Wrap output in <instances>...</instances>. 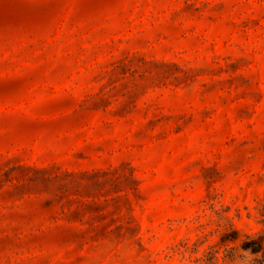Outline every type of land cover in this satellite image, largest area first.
<instances>
[{"label": "rangeland", "instance_id": "obj_1", "mask_svg": "<svg viewBox=\"0 0 264 264\" xmlns=\"http://www.w3.org/2000/svg\"><path fill=\"white\" fill-rule=\"evenodd\" d=\"M264 264V0H0V264Z\"/></svg>", "mask_w": 264, "mask_h": 264}, {"label": "clouds", "instance_id": "obj_2", "mask_svg": "<svg viewBox=\"0 0 264 264\" xmlns=\"http://www.w3.org/2000/svg\"><path fill=\"white\" fill-rule=\"evenodd\" d=\"M255 256H250L248 252H244L240 257L239 264H254Z\"/></svg>", "mask_w": 264, "mask_h": 264}]
</instances>
